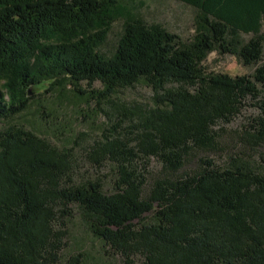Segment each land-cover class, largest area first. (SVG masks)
I'll return each instance as SVG.
<instances>
[{
  "label": "trees",
  "instance_id": "obj_1",
  "mask_svg": "<svg viewBox=\"0 0 264 264\" xmlns=\"http://www.w3.org/2000/svg\"><path fill=\"white\" fill-rule=\"evenodd\" d=\"M177 1L197 9L191 41L130 13L108 56L100 46L128 0H0V123L29 108L31 89L47 84L49 92L70 81L121 111V123L133 129L88 153L100 165L117 164L108 194L98 181L75 182L70 148L24 126L0 128V264H85L81 253L61 259L71 204L130 261L139 255L143 264H264V171L241 158L221 168L202 157L196 169L181 172L195 151L217 147L216 125L231 122L249 100L262 110L250 149L264 144V66L253 76L202 67L214 51L244 65L262 59L264 0ZM242 34L253 36L244 42ZM98 81L102 89L93 87ZM139 83L152 87L156 107L117 99ZM152 157L164 174L148 183L138 161Z\"/></svg>",
  "mask_w": 264,
  "mask_h": 264
},
{
  "label": "rangeland",
  "instance_id": "obj_2",
  "mask_svg": "<svg viewBox=\"0 0 264 264\" xmlns=\"http://www.w3.org/2000/svg\"><path fill=\"white\" fill-rule=\"evenodd\" d=\"M128 8L119 17L107 34L100 50L111 56L123 32L125 18L135 13L148 24H161L169 31L177 33L189 42L195 35L197 9L177 0H128ZM253 34H242L244 42H248ZM264 45V44H263ZM264 66V49L262 59L254 65H244L235 54H224L214 51L202 62L206 73H227L232 76H253L258 67ZM4 81L0 80V86ZM87 88L86 83L81 84ZM94 88L102 89V83L96 82ZM262 87V86H261ZM47 84L33 88L34 97L27 110L20 113L12 121L0 123V128L8 125L24 126L48 139L59 148H70L75 157L74 180L77 184L98 181L106 193L115 192V181L118 178L117 164L109 159L100 165L92 160L88 153L97 142L106 141L120 134L132 132L131 122L121 123L122 112L116 111L107 103H98L91 94L78 92L70 81L59 84L52 91L46 92ZM123 104L133 107H156L154 90L145 83L124 89L117 94ZM262 115L260 104L249 100L241 113L229 123H219L215 130L218 133V145L210 150H197L187 160L181 172H191L198 167L199 159L210 158L218 167L231 165L233 159L241 158L255 168L264 171V144L257 150L250 149L249 133H254L255 119ZM120 124V125H119ZM134 137V136H133ZM133 138H131L132 140ZM136 145L133 139L131 146ZM140 170L146 173L148 183L164 174L163 164L157 157L138 161ZM73 214L66 219L68 235L62 250V262L72 256L82 254L85 264H143L139 255L131 257V261L112 250L91 230L85 212L76 205H69ZM145 223L151 221V215H145Z\"/></svg>",
  "mask_w": 264,
  "mask_h": 264
},
{
  "label": "water",
  "instance_id": "obj_3",
  "mask_svg": "<svg viewBox=\"0 0 264 264\" xmlns=\"http://www.w3.org/2000/svg\"><path fill=\"white\" fill-rule=\"evenodd\" d=\"M31 93H32V89L30 90V95H31Z\"/></svg>",
  "mask_w": 264,
  "mask_h": 264
}]
</instances>
